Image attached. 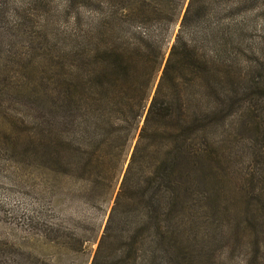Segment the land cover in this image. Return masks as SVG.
<instances>
[{
  "label": "rangeland",
  "instance_id": "1",
  "mask_svg": "<svg viewBox=\"0 0 264 264\" xmlns=\"http://www.w3.org/2000/svg\"><path fill=\"white\" fill-rule=\"evenodd\" d=\"M144 1L0 0V264H91L137 134L107 186L80 184L81 151L67 156L71 177L52 173V146L70 121L66 95L84 74L80 56L102 32L117 39L137 28L130 20ZM188 1L173 24L149 27L163 63ZM220 20L204 19L190 39L212 26L214 34ZM228 20L242 40L233 36L220 62L238 71L244 103L226 122L225 160L208 191H194L171 222L160 264H264V10Z\"/></svg>",
  "mask_w": 264,
  "mask_h": 264
},
{
  "label": "trees",
  "instance_id": "2",
  "mask_svg": "<svg viewBox=\"0 0 264 264\" xmlns=\"http://www.w3.org/2000/svg\"><path fill=\"white\" fill-rule=\"evenodd\" d=\"M183 1L142 2L130 20L137 28L119 31L117 39L102 32L80 56L83 76L71 79L70 121L52 146V173L71 177L67 156L81 151L80 184L107 186L137 134L91 264H160L171 222L194 191H208L214 166L225 160L226 122L243 102L238 71L220 62L232 37L234 45L242 40L228 18L264 10V0H189L163 63V45L149 27L173 24ZM219 15L226 21L214 34L212 26L190 39L204 19Z\"/></svg>",
  "mask_w": 264,
  "mask_h": 264
}]
</instances>
